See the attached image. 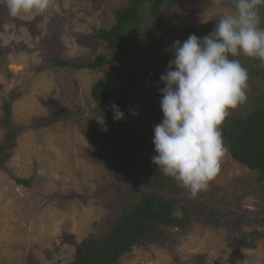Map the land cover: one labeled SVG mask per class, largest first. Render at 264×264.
<instances>
[{
  "label": "rangeland",
  "instance_id": "374dc122",
  "mask_svg": "<svg viewBox=\"0 0 264 264\" xmlns=\"http://www.w3.org/2000/svg\"><path fill=\"white\" fill-rule=\"evenodd\" d=\"M125 1L51 0L43 14L18 16L10 15L1 4L0 143L8 125L16 126L18 133L10 156L0 167V264H29V255L39 264H68L74 249L65 236L80 242L102 232L129 200L115 190L116 177L124 176L123 185L129 190L142 186L137 162L117 165L110 157L116 147L131 144L127 138L111 136L93 146L75 122L87 128L101 123L93 116L90 89L106 70L51 63L57 57L78 64L103 53L95 31L109 28L114 9ZM232 1L178 0L175 7L162 9L161 26L170 32V39L179 37L184 29L234 12L226 5ZM125 99L123 120L131 131L146 133L147 109L154 107L151 79L140 76ZM64 109L75 114L65 115ZM56 116L60 118L41 128L33 125L40 118ZM152 141L139 153L156 155ZM256 176L255 170L228 152L206 190L193 196L180 186L176 197L219 209L222 218L238 220L240 228L192 220L183 228H167L168 238L161 246H135L132 255L121 258V264H264V236L253 247L239 243L243 232L264 233V183ZM15 177L27 179L28 184H18ZM200 256H204L202 263H196L194 259Z\"/></svg>",
  "mask_w": 264,
  "mask_h": 264
},
{
  "label": "trees",
  "instance_id": "16d2710c",
  "mask_svg": "<svg viewBox=\"0 0 264 264\" xmlns=\"http://www.w3.org/2000/svg\"><path fill=\"white\" fill-rule=\"evenodd\" d=\"M177 2L178 0H126L123 6L114 9L111 26L100 27L95 31V36L105 48L103 53L78 64H71L57 57L51 59L52 65L56 67L106 70L104 76L95 81L90 89L95 103L93 116L100 118L101 123L87 128L79 120L75 122L88 143L93 146L111 136L127 138L131 144L124 148L116 147L110 157L117 165L137 162L136 173L143 179L142 186L132 191L123 185L124 176L116 177L118 182L114 184L115 190L129 200L122 203V210L108 222L102 232L89 234L80 242H76L74 236H65V242L72 244L74 249L68 264H121V258L132 255L135 246L143 243L161 246L168 238L167 228H183L192 220L207 221L216 226L230 224L236 229L240 228L238 220L222 218L219 209L177 198L180 185L152 164V157L139 153L141 148L153 140V128L162 119L161 95L158 89L163 84L159 77L165 72L169 60L173 59V42H183L189 34L197 37L199 33L202 36L207 35L223 16L217 14L197 27L184 29L181 36L170 39V32L164 31L161 26L160 14L164 7L173 8ZM226 5L234 8L233 1ZM260 16V26L264 27V5L260 6ZM230 58L238 59L248 70L247 100L236 109L229 110V116L221 126V131L231 157L255 170L256 180L264 183V63L243 54ZM144 67L147 68L143 69ZM140 76L151 79L154 93V107H149L146 113V133L131 131L123 119L114 120L110 108L115 103L124 112L128 106L126 94ZM4 108L7 109L6 115H9L8 103L4 104ZM63 113L73 115L75 111L64 109ZM58 118L60 116L40 118L33 125L41 128ZM8 127L4 140L0 143V167H4L10 156L18 133L16 126ZM100 151L108 154L106 150ZM14 179L18 184H28L27 179ZM262 236L264 233L259 230L243 232L239 243L245 247H253L255 241ZM203 258L204 256L196 257L194 261L202 263ZM28 263L39 264L32 255L28 256Z\"/></svg>",
  "mask_w": 264,
  "mask_h": 264
},
{
  "label": "clouds",
  "instance_id": "9594fccd",
  "mask_svg": "<svg viewBox=\"0 0 264 264\" xmlns=\"http://www.w3.org/2000/svg\"><path fill=\"white\" fill-rule=\"evenodd\" d=\"M9 14L40 15L51 0H0ZM234 12L224 14L203 37L189 34L171 46L173 59L159 77L163 84L161 121L153 128L156 155L151 158L165 176L195 196L206 190L229 152L221 126L247 100L248 70L235 57L243 54L264 63V0H233ZM114 120L124 118L110 105ZM138 115V112H133Z\"/></svg>",
  "mask_w": 264,
  "mask_h": 264
}]
</instances>
